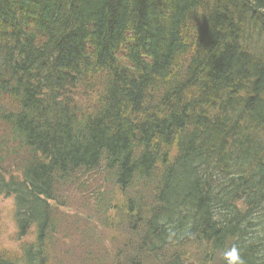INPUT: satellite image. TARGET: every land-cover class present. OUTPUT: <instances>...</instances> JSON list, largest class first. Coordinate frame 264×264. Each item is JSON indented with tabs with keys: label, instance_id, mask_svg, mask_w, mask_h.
<instances>
[{
	"label": "trees",
	"instance_id": "obj_1",
	"mask_svg": "<svg viewBox=\"0 0 264 264\" xmlns=\"http://www.w3.org/2000/svg\"><path fill=\"white\" fill-rule=\"evenodd\" d=\"M0 196V264H264V0H0Z\"/></svg>",
	"mask_w": 264,
	"mask_h": 264
},
{
	"label": "rangeland",
	"instance_id": "obj_2",
	"mask_svg": "<svg viewBox=\"0 0 264 264\" xmlns=\"http://www.w3.org/2000/svg\"><path fill=\"white\" fill-rule=\"evenodd\" d=\"M13 199L10 197H2L0 196V251H15L18 249L21 242L30 241L32 239V234L27 235L26 237L20 239L19 241L16 240L15 234L16 229L13 222ZM91 223L95 226L93 233L94 236L97 238L102 237L104 242V250H110L111 245L108 243V240L110 238L111 232L110 230L106 229L105 232L101 231L99 226L95 223L94 218L91 220ZM93 240V238H92ZM65 242V245L69 248V246L72 244L69 239H67ZM90 244L89 241H87V244ZM70 244V245H69ZM90 247L92 245L90 244ZM62 249V247H61ZM60 249V250H61ZM98 249V248H94ZM58 264H63L62 260L60 258H57ZM82 264L84 262H81ZM57 264V263H52ZM69 264V263H66Z\"/></svg>",
	"mask_w": 264,
	"mask_h": 264
},
{
	"label": "clouds",
	"instance_id": "obj_3",
	"mask_svg": "<svg viewBox=\"0 0 264 264\" xmlns=\"http://www.w3.org/2000/svg\"><path fill=\"white\" fill-rule=\"evenodd\" d=\"M225 257L229 264H240L239 254L235 248H232L230 251L226 252Z\"/></svg>",
	"mask_w": 264,
	"mask_h": 264
}]
</instances>
